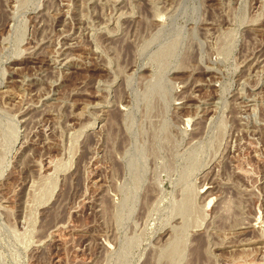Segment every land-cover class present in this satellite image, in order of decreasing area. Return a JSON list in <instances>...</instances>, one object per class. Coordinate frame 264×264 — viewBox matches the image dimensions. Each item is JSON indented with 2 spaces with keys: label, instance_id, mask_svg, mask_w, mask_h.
Masks as SVG:
<instances>
[{
  "label": "rangeland",
  "instance_id": "obj_1",
  "mask_svg": "<svg viewBox=\"0 0 264 264\" xmlns=\"http://www.w3.org/2000/svg\"><path fill=\"white\" fill-rule=\"evenodd\" d=\"M0 264H264V0H0Z\"/></svg>",
  "mask_w": 264,
  "mask_h": 264
}]
</instances>
